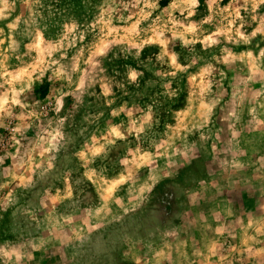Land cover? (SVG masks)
<instances>
[{"label":"rangeland","instance_id":"rangeland-1","mask_svg":"<svg viewBox=\"0 0 264 264\" xmlns=\"http://www.w3.org/2000/svg\"><path fill=\"white\" fill-rule=\"evenodd\" d=\"M0 264H264V0H0Z\"/></svg>","mask_w":264,"mask_h":264}]
</instances>
